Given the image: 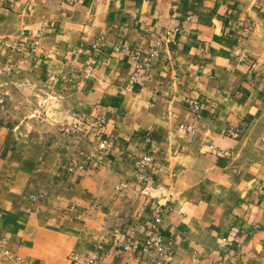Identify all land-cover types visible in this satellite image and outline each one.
<instances>
[{
  "label": "crops",
  "instance_id": "obj_1",
  "mask_svg": "<svg viewBox=\"0 0 264 264\" xmlns=\"http://www.w3.org/2000/svg\"><path fill=\"white\" fill-rule=\"evenodd\" d=\"M172 15L182 33L133 80ZM0 100V234L22 264H151L116 241L161 214L166 264H264V0H0ZM99 117L106 164L58 178L61 129Z\"/></svg>",
  "mask_w": 264,
  "mask_h": 264
},
{
  "label": "built area",
  "instance_id": "obj_2",
  "mask_svg": "<svg viewBox=\"0 0 264 264\" xmlns=\"http://www.w3.org/2000/svg\"><path fill=\"white\" fill-rule=\"evenodd\" d=\"M41 2H46L47 0H38ZM76 0H66L67 3H75ZM171 27L168 29L163 36L160 38H154L151 42L150 50L147 52H137L131 56V60L135 62V74L133 80L140 79L144 80L146 69L152 64L161 60L162 52L161 48L172 43L173 36L182 33L181 24L176 15L171 17ZM124 50H121V52ZM88 78L91 77L90 73H87ZM3 101L0 100V105ZM189 110L199 115L201 112V105L197 100H189L187 102ZM105 120L102 117L87 120L81 119L79 121H73L72 123L65 125L61 130L64 135L68 138L70 143L76 144V151L71 156L68 163L62 166L58 174V178L68 179L80 170H94L102 167L108 161L110 154L113 150V142L104 132ZM190 133H194L195 129L188 127L186 129ZM226 134L230 137H237L236 133L228 129ZM96 138V147L94 152L88 151L83 145L85 142L91 141V139ZM86 144V143H85ZM69 146V145H68ZM151 159L149 157H144L141 161H135L134 166L136 168H141L143 164L150 163ZM124 185L121 186L123 188ZM28 198L32 202L40 200L39 195H29ZM155 210L157 213H161L162 210L156 205ZM162 222V214L155 219V226L153 227L149 238L144 242L134 241L132 238L128 239H118L116 245L124 253L132 254L135 256L136 261L140 262L147 257H150L151 264H166L172 256V250L170 247L164 245V240L162 237V232L160 230V225ZM10 238L5 234H0V264H9L10 262L14 264H22V259L16 255L11 247ZM78 262H84L88 264H95L96 257L93 256L90 259L83 257H75Z\"/></svg>",
  "mask_w": 264,
  "mask_h": 264
},
{
  "label": "water",
  "instance_id": "obj_3",
  "mask_svg": "<svg viewBox=\"0 0 264 264\" xmlns=\"http://www.w3.org/2000/svg\"><path fill=\"white\" fill-rule=\"evenodd\" d=\"M47 116H48L49 118H52V114H51L50 112L47 114Z\"/></svg>",
  "mask_w": 264,
  "mask_h": 264
}]
</instances>
